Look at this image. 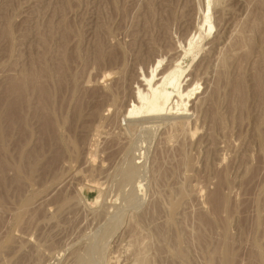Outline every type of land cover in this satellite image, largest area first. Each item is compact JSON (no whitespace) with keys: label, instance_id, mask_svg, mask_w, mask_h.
I'll return each instance as SVG.
<instances>
[{"label":"rangeland","instance_id":"1","mask_svg":"<svg viewBox=\"0 0 264 264\" xmlns=\"http://www.w3.org/2000/svg\"><path fill=\"white\" fill-rule=\"evenodd\" d=\"M0 264H264V0H0Z\"/></svg>","mask_w":264,"mask_h":264},{"label":"water","instance_id":"2","mask_svg":"<svg viewBox=\"0 0 264 264\" xmlns=\"http://www.w3.org/2000/svg\"><path fill=\"white\" fill-rule=\"evenodd\" d=\"M172 88L169 85L158 86L155 93L151 95L150 100L146 104L143 112V117L160 118L165 116L168 110V105L172 98L167 96L172 92Z\"/></svg>","mask_w":264,"mask_h":264},{"label":"bare ground","instance_id":"3","mask_svg":"<svg viewBox=\"0 0 264 264\" xmlns=\"http://www.w3.org/2000/svg\"><path fill=\"white\" fill-rule=\"evenodd\" d=\"M45 72V71H44ZM43 74V73H42ZM41 74V75H42ZM14 91H15V89H14ZM16 91H19V90H17L16 89ZM61 91V90H60ZM4 93V92H3ZM7 93V92H6ZM61 93V92H60ZM54 95H55V92H54ZM56 95H57V93H56ZM7 99V98H6ZM17 100V99H16ZM175 102H177V101H175ZM22 105V104H21ZM20 105V106H21ZM174 106V105H173ZM177 106V105H176ZM6 109V111H7V108H5ZM4 113H6L5 111H4ZM3 114V113H2ZM2 114H1V116H2ZM7 115H8V113H7ZM18 116V115H17ZM7 117H10V116H7ZM11 117H13V115L11 116ZM16 118V117H15ZM39 118V117H38ZM3 120H6V119H3ZM9 120V119H8ZM175 120V119H174ZM7 121V120H6ZM10 121V120H9ZM173 123V122H172ZM46 124V123H45ZM179 124V123H178ZM9 125V124H8ZM44 129V128H43ZM187 130V129H186ZM43 132V131H42ZM183 133V132H182ZM22 134V133H21ZM169 136V135H168ZM95 198H97V197H95ZM98 199V198H97Z\"/></svg>","mask_w":264,"mask_h":264}]
</instances>
